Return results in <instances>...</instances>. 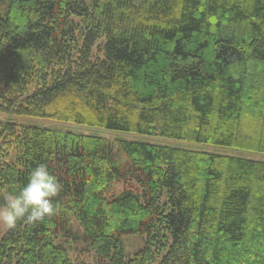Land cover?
Instances as JSON below:
<instances>
[{
    "label": "trees",
    "instance_id": "1",
    "mask_svg": "<svg viewBox=\"0 0 264 264\" xmlns=\"http://www.w3.org/2000/svg\"><path fill=\"white\" fill-rule=\"evenodd\" d=\"M0 112L264 152V0H0ZM41 163L0 264H264V160L0 121V190Z\"/></svg>",
    "mask_w": 264,
    "mask_h": 264
},
{
    "label": "rangeland",
    "instance_id": "2",
    "mask_svg": "<svg viewBox=\"0 0 264 264\" xmlns=\"http://www.w3.org/2000/svg\"><path fill=\"white\" fill-rule=\"evenodd\" d=\"M0 121H13L15 123L24 124V125H36L40 127H49L53 129L86 133V134H98L110 139L122 138L126 140L144 141L153 144H165V145L173 144L181 147L199 148L208 152H215V153H221L227 155L243 156L257 160H264V152L253 151L239 147H230V146L218 145V144L188 143L181 140L169 139L163 136L145 135L135 132L112 131L104 128L89 127L81 124L68 123L50 118H42L36 116H21L14 113L0 112ZM123 187L124 185L122 184H118L116 186L118 190H121ZM5 191L8 190L2 189L0 190V193ZM2 203H3V197L2 195H0V204ZM74 223L76 225L75 227H78V224L76 223L75 220ZM7 230L8 229L0 226V237H2L7 232ZM77 232L81 233L82 230L78 228ZM145 239H146L145 235H124L123 241H124V247L126 253L128 255H131L132 253L144 247ZM96 258H97L96 254L94 252H91L90 255L82 256V259H84V261L93 264H95Z\"/></svg>",
    "mask_w": 264,
    "mask_h": 264
},
{
    "label": "clouds",
    "instance_id": "3",
    "mask_svg": "<svg viewBox=\"0 0 264 264\" xmlns=\"http://www.w3.org/2000/svg\"><path fill=\"white\" fill-rule=\"evenodd\" d=\"M62 187L46 164H38L28 173V181L22 188L0 193L3 197L0 226L13 230L21 221L34 225L58 215L60 207L53 203V198L59 195Z\"/></svg>",
    "mask_w": 264,
    "mask_h": 264
}]
</instances>
